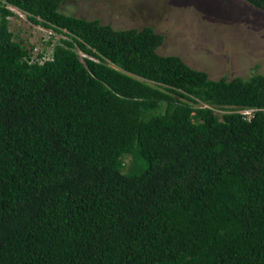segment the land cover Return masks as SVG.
Segmentation results:
<instances>
[{"label":"trees","instance_id":"1","mask_svg":"<svg viewBox=\"0 0 264 264\" xmlns=\"http://www.w3.org/2000/svg\"><path fill=\"white\" fill-rule=\"evenodd\" d=\"M65 1L0 0V264H264V75L209 79ZM12 9L63 36L49 56Z\"/></svg>","mask_w":264,"mask_h":264},{"label":"rangeland","instance_id":"2","mask_svg":"<svg viewBox=\"0 0 264 264\" xmlns=\"http://www.w3.org/2000/svg\"><path fill=\"white\" fill-rule=\"evenodd\" d=\"M12 10L15 15L9 18V29L15 40L49 56L63 36L32 24L23 13ZM60 11L98 19L114 29L151 26L164 36L157 48L160 55L179 56L212 80L264 75V11L245 0H67ZM222 113L215 110L219 118ZM125 164V172L144 168L142 162L134 163L130 158Z\"/></svg>","mask_w":264,"mask_h":264},{"label":"clouds","instance_id":"3","mask_svg":"<svg viewBox=\"0 0 264 264\" xmlns=\"http://www.w3.org/2000/svg\"><path fill=\"white\" fill-rule=\"evenodd\" d=\"M241 112H243V113L249 115V114L252 113V109H243Z\"/></svg>","mask_w":264,"mask_h":264}]
</instances>
